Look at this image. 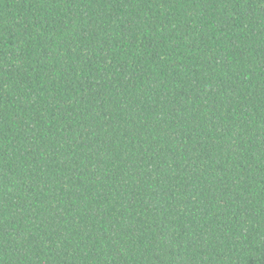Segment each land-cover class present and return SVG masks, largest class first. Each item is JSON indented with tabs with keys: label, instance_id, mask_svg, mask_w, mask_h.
I'll return each instance as SVG.
<instances>
[{
	"label": "trees",
	"instance_id": "trees-1",
	"mask_svg": "<svg viewBox=\"0 0 264 264\" xmlns=\"http://www.w3.org/2000/svg\"><path fill=\"white\" fill-rule=\"evenodd\" d=\"M0 264H264V0H0Z\"/></svg>",
	"mask_w": 264,
	"mask_h": 264
}]
</instances>
